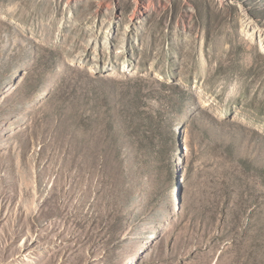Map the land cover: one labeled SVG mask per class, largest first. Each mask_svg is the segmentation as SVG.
<instances>
[{"label":"rangeland","instance_id":"1","mask_svg":"<svg viewBox=\"0 0 264 264\" xmlns=\"http://www.w3.org/2000/svg\"><path fill=\"white\" fill-rule=\"evenodd\" d=\"M0 264H264V0H0Z\"/></svg>","mask_w":264,"mask_h":264}]
</instances>
